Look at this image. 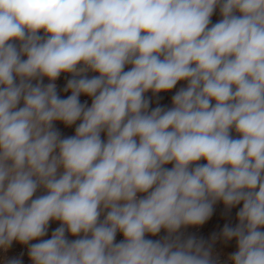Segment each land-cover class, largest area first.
Masks as SVG:
<instances>
[{"label": "clouds", "instance_id": "9594fccd", "mask_svg": "<svg viewBox=\"0 0 264 264\" xmlns=\"http://www.w3.org/2000/svg\"><path fill=\"white\" fill-rule=\"evenodd\" d=\"M179 81L150 110L145 94ZM218 201L242 203L220 234L233 264H264V0H0V248L28 245L32 264H214L176 234Z\"/></svg>", "mask_w": 264, "mask_h": 264}, {"label": "rangeland", "instance_id": "374dc122", "mask_svg": "<svg viewBox=\"0 0 264 264\" xmlns=\"http://www.w3.org/2000/svg\"><path fill=\"white\" fill-rule=\"evenodd\" d=\"M221 18L222 17L220 16L219 9L217 8L211 17V23L215 24ZM40 34L43 35L44 34L43 31H41ZM23 58L26 59V57H23ZM130 67L131 65H126L125 71L129 70ZM87 75L89 77H92V76L98 75V73L89 71ZM71 78H72V74L61 73L60 77L55 81L57 85L58 94L61 96V98H67V96L71 95L70 91L69 92L63 91V89L65 88L67 84V80ZM49 82L50 81L45 77L44 83L47 84ZM33 83H36V81L34 80ZM186 86H187V81H179L176 87L169 92H161L156 95H153L152 92L146 93L145 95L147 97H151L150 110L157 106L171 108L172 107V96L181 87H186ZM157 96H159L160 99H157ZM79 99L81 103L87 102V105L91 106L92 99L90 97L86 95H81ZM19 106H23L22 103ZM79 123L80 121H77V124H74L71 127H66L62 122H55V127L60 131L62 137H68V136L75 135V128ZM232 135L234 138L237 137V134L235 133L234 130L232 132ZM101 137L102 139L106 140V133H101ZM198 163H206V161L201 160ZM165 167L171 168L172 165L171 164L165 165ZM42 194H44L43 190L42 189L38 190L37 193L34 195V198L35 196L42 195ZM143 195H146V194H138V197L143 196ZM241 207H242V203L231 209H228L225 207L223 202L218 201L216 204L213 205L214 211H213L212 216L203 225L182 227L176 235H178L181 240H186L189 237H195L198 241L203 240L205 242L206 247L211 245L212 259L214 261V264H216L215 259L218 256L220 247L237 245L236 240L234 238L230 241H226L223 239V237L220 234L225 224H228L232 227L236 226V224L238 223V218L236 214ZM101 219H103V216L101 217ZM59 226H60V223L58 221H50V226H49L47 235H45L44 237H41L40 239L51 238L52 231ZM214 234L216 236L215 240L213 239ZM165 236H167V232L162 229L161 232L157 234L156 236H152L151 234H146V239L158 240V239L164 238ZM66 237L69 240L79 238V237H74L70 233H67V232H66ZM121 240H123V235L118 232L116 236V242H120ZM37 242H39V240H34V241H31L30 243H37ZM235 252L236 250H231V253L229 254L230 264H233V262L230 259V256ZM13 258H19L22 261V264H32V261L28 255V245H23L16 241H14L11 247H9L7 250L0 248V264H7V262Z\"/></svg>", "mask_w": 264, "mask_h": 264}, {"label": "built area", "instance_id": "2783aa9c", "mask_svg": "<svg viewBox=\"0 0 264 264\" xmlns=\"http://www.w3.org/2000/svg\"><path fill=\"white\" fill-rule=\"evenodd\" d=\"M231 250H238L237 245L220 247L218 256L215 259L216 264H230L229 263V254Z\"/></svg>", "mask_w": 264, "mask_h": 264}]
</instances>
